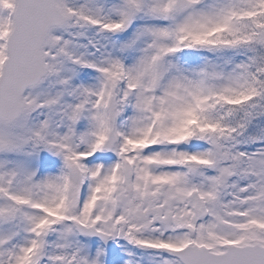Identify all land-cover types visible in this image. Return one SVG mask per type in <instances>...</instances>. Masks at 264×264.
Instances as JSON below:
<instances>
[{
	"label": "snow or ice",
	"instance_id": "obj_1",
	"mask_svg": "<svg viewBox=\"0 0 264 264\" xmlns=\"http://www.w3.org/2000/svg\"><path fill=\"white\" fill-rule=\"evenodd\" d=\"M0 264H264V0H0Z\"/></svg>",
	"mask_w": 264,
	"mask_h": 264
}]
</instances>
